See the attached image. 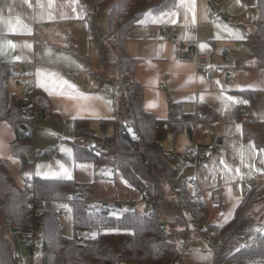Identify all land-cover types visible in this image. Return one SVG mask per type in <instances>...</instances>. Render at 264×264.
Segmentation results:
<instances>
[{
  "label": "crops",
  "instance_id": "obj_1",
  "mask_svg": "<svg viewBox=\"0 0 264 264\" xmlns=\"http://www.w3.org/2000/svg\"><path fill=\"white\" fill-rule=\"evenodd\" d=\"M210 5L226 9L215 23L210 22ZM255 5L256 0H177L171 9L147 11L129 32L126 42L128 52L137 59L135 79L143 88L144 108L162 124L157 132L165 151L176 154L187 145L217 144L210 159H172L175 170L178 166L185 175L191 196L195 191L192 183L204 190L208 219L214 224L233 218L243 198L235 193L239 182L264 178L262 150L253 141L243 139L242 124L233 117L234 108L239 106L248 120L264 121V71L253 57L250 39ZM247 9L253 12V18L248 20L242 18ZM104 12L108 18V10ZM84 18L81 0H0V62L20 72L19 78L9 79V87L13 79L23 81L18 93H14L27 96L25 89L30 82L29 87L47 93L54 112L52 118L35 120L34 145L40 151H56L47 158H34L30 174L75 178L93 185L94 201L141 207L145 204L143 192L133 188L119 170L106 167L96 171L92 161L74 159V120L124 119L129 89L115 64L116 52L109 44L110 62L102 65ZM192 25L197 28L195 32L190 29ZM174 27L172 38H166L165 34ZM194 51L208 56L213 69L211 85L206 72L193 59ZM29 69L33 70L32 75L23 76L22 72ZM99 76L101 82L92 86L90 79ZM229 77L234 78L233 84ZM125 83L126 92L122 88ZM244 91H249L250 96ZM201 103L216 109L218 117L198 122L193 137L182 131L173 138L167 120L178 113L194 112ZM14 137L12 125L0 120V161L8 163L12 176L24 186L26 177L21 173L20 160L11 154L10 141ZM170 195L174 197L176 193ZM176 200L166 198L163 202L166 205ZM163 216L168 221L176 220L173 211L164 209ZM197 233L194 235L200 236ZM38 248L26 255L30 264H42ZM20 251L24 255L23 249ZM18 257L19 264H25L24 257ZM215 258L203 241L191 249L183 264H211Z\"/></svg>",
  "mask_w": 264,
  "mask_h": 264
},
{
  "label": "trees",
  "instance_id": "obj_2",
  "mask_svg": "<svg viewBox=\"0 0 264 264\" xmlns=\"http://www.w3.org/2000/svg\"><path fill=\"white\" fill-rule=\"evenodd\" d=\"M176 1L81 0L84 19L102 65L110 62L109 44L116 52L115 64L121 77L126 78L129 89L124 119L74 120V139L71 140L74 159L92 161L96 171L106 167L119 170L133 188L143 192L145 204L141 207L93 201L88 209L83 196L92 199V184L75 178L31 176L33 159L47 158L52 153L50 149L40 151L35 148L36 118L33 111L38 112L39 118H52L54 112L47 93L40 88H31L27 96L10 92L9 78H19L20 72L14 71V66L0 62V120L7 121L14 128L11 154L20 160L21 173L34 188L30 194L27 185L21 186L12 176L8 163L0 161V264H19L9 233L30 238L36 236L38 240L30 251L36 250L41 242L42 264H183L186 256L175 239L178 235L191 234L184 213L194 220L196 231L203 233L208 222L216 238L215 264L225 260L247 264L249 258L264 257L263 231L252 239L250 245H244L246 231L264 225V186H252L244 192L233 218L221 224L209 221L206 201L194 202L195 191L191 196L186 185V207L182 208L173 201L169 205L176 220L168 221L163 216L166 196L180 188L178 183H173L174 162L167 158L158 138L156 124L160 121L144 108L143 88L135 79L137 59L128 52L126 42L129 32L147 11L171 9ZM255 9L250 39L254 46L253 57L264 71V0H256ZM105 10H108V36L102 37L96 26V15ZM87 63L91 68L90 58ZM244 92L250 96L249 91ZM181 115V119L173 116L167 120L173 138L182 131L193 137L197 123L215 120L218 112L211 105L201 103L194 112ZM233 117L242 124L243 139L253 141L262 150L264 160V121L248 120L239 106L234 108ZM93 142L100 155L90 149ZM193 185L196 190V183ZM32 196L46 201L35 217L30 215ZM216 201L222 206L218 197ZM55 202L72 208L73 236L64 235L61 218L55 212ZM100 207L104 210L100 211ZM177 226L181 227L180 232L176 230Z\"/></svg>",
  "mask_w": 264,
  "mask_h": 264
},
{
  "label": "built area",
  "instance_id": "obj_3",
  "mask_svg": "<svg viewBox=\"0 0 264 264\" xmlns=\"http://www.w3.org/2000/svg\"><path fill=\"white\" fill-rule=\"evenodd\" d=\"M173 8V7H172ZM226 12V9L221 6V5H210L208 7V13L210 16V22L215 23L218 19H220ZM190 29L195 32L196 31V26L192 25L190 26ZM176 31V27H174L172 29L171 33H166L165 37L166 38H172V33ZM227 57H229V54H227ZM193 59L199 64V66L206 72L207 74V81L208 84L211 85L212 83V79H213V69L209 66V61H208V56L205 54H201L197 51L193 52ZM13 67V66H12ZM33 70L29 69L26 70L24 72H22L23 76H30L32 75ZM102 80V76L99 77H92L90 79V84L92 86H96L98 85ZM229 82L231 84H233L235 82L233 77H229ZM30 83V82H29ZM29 83L28 86L25 89V93L28 94L31 90V87H29ZM25 104L27 105L28 102L26 101ZM33 116L37 119L39 118V114L36 110L33 111ZM178 119L182 118V115L180 113H178L177 115ZM245 117H247V115L245 114ZM162 127V124L160 122H158L156 124V129H160ZM217 146V144L213 143V144H209L207 146H200V145H187L182 151L174 154L173 152H167L165 151V154L167 156L168 159H173L174 157H177L179 160L181 161H198L199 159H210L214 156V150L215 147ZM52 152H55L56 149L52 148L51 150ZM25 184L27 185V190L30 194H33L34 192V188L33 185L31 184V182H29L27 179L25 181ZM195 184V183H193ZM252 186H264V178H259V177H254V178H250L247 180H243L241 182L238 183L237 187L235 188V193L236 194H240L242 195L244 192H246L250 187ZM178 188L182 189V196L180 198H178L176 200V202L178 203V205L182 208L186 207V203H187V198H186V194L184 192V188H185V184H183V182H178ZM148 190V185H145V192H147ZM73 197H79L77 195H74ZM85 199V204L87 206V208H90V204L94 201L91 198H87L86 196H83ZM194 202L195 201H206L205 198V192L202 188H196L195 190V194H194ZM46 201L43 199H39L35 196H32L30 199V215L35 217L37 215L40 214L41 210L44 208ZM101 204H103V202H100ZM100 211L104 210V207H100L99 208ZM72 208L71 207H67L64 205H60L57 204L55 202V212L58 216H60V218H69L70 216H72ZM190 222H194V220H190ZM205 234L208 236V240L210 241V244L212 246V250L213 253L215 254L217 251V246H216V238L213 236V231L211 228H209L208 222L205 223ZM260 231L264 232V225H259V226H255V227H250L246 233H245V237H244V245L248 246L252 243V239L254 237H256ZM89 237V236H87ZM37 237L34 236L33 238H30L28 236H24L23 237V241L28 245V246H34L35 242L37 241ZM212 264H215V261H212ZM220 264H237L236 261H223ZM247 264H264V257H255V258H249L247 260Z\"/></svg>",
  "mask_w": 264,
  "mask_h": 264
},
{
  "label": "rangeland",
  "instance_id": "obj_4",
  "mask_svg": "<svg viewBox=\"0 0 264 264\" xmlns=\"http://www.w3.org/2000/svg\"><path fill=\"white\" fill-rule=\"evenodd\" d=\"M242 18L246 19V20H248L250 18H253V12L251 11V9H247L246 11H244ZM96 23H97L96 26H97V29H98L99 33L101 35H103L104 37H107L108 36V30H107L108 29V18H107V14L104 11L97 14ZM13 80H11L9 90H10V92L14 93L16 91L18 93V90H20V88H21V86L23 84V81L14 80L15 82H13ZM15 85H16V88L13 89V86L15 87ZM122 88H123V91L126 92V90H127L126 83L124 84V86H122ZM125 102H126V100H125ZM185 181H186L185 180V175L180 173V169L177 166L176 170H175V172L173 174V183L175 184V182L176 183L183 182V184H185ZM185 185H187V184H185ZM188 187L190 188L189 185H188ZM174 188H175V186H174ZM175 193H176V195H174V197H170L171 195H168L166 198L167 199L171 198L172 200H176V199L180 198L182 196V189H180L179 191H176ZM168 204L164 205V209H166V211L170 210V212H172L173 211V209H171L172 206H170ZM137 207H139V206H137ZM183 216L186 219L187 227L190 230L191 234H189L188 236L178 235L179 237H177L175 239V241L178 244V246L180 247V249L183 251V253L185 254L184 256L190 255L191 254V249L195 245L199 244L200 242L202 243L203 241H205L206 244H207V250L209 252L213 251L212 250V246L210 244V241L207 240L208 236L205 234V232L202 233L201 231H196L195 225L192 222H190L191 216L189 214H185L184 213ZM73 224H74V221H73V217L72 216H70L69 218H61V229H62L64 235H67V236H73L74 235V226H73ZM171 228H173V227H171ZM180 228H181L180 226H177L176 230L178 232H180L179 231ZM194 233H197L200 236H198V235L195 236ZM9 237H10V239L12 241V244H13L14 248L18 252L19 256L20 257H24L25 264H30V262L26 261V255L30 254V249H29L28 245L25 242H23V237L24 236H22L20 234L14 235V234L9 233ZM200 238H202V239H200ZM40 245H41V242L39 241L38 242V247L39 248L37 247L39 250H40ZM22 249H23L24 255L21 254L20 250H22Z\"/></svg>",
  "mask_w": 264,
  "mask_h": 264
},
{
  "label": "water",
  "instance_id": "obj_5",
  "mask_svg": "<svg viewBox=\"0 0 264 264\" xmlns=\"http://www.w3.org/2000/svg\"><path fill=\"white\" fill-rule=\"evenodd\" d=\"M133 128L136 129V126H134ZM95 145H96V143L93 142V143L91 144V146H90V149H91L94 153L100 155V152L97 151V150L95 149ZM13 232H14V229H12V233H13ZM31 252H32V250H31Z\"/></svg>",
  "mask_w": 264,
  "mask_h": 264
}]
</instances>
